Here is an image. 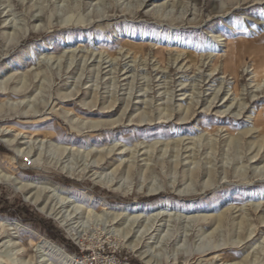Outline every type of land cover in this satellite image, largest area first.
Here are the masks:
<instances>
[{
    "label": "rangeland",
    "instance_id": "374dc122",
    "mask_svg": "<svg viewBox=\"0 0 264 264\" xmlns=\"http://www.w3.org/2000/svg\"><path fill=\"white\" fill-rule=\"evenodd\" d=\"M229 41L237 78L211 55ZM261 63L264 0H0V82L10 89L0 94V264H11L3 256L13 243L26 250L19 258L39 264V237L87 264H147L140 253L149 248L162 264H264ZM89 147L127 150L124 160L138 167L126 182L121 171L114 178L130 191L93 180L118 160L94 168ZM15 176L62 186L71 203L49 195L58 217L47 216L6 179ZM135 203L163 205L171 217L111 219ZM62 220L79 227L81 242ZM146 227L136 252L126 233Z\"/></svg>",
    "mask_w": 264,
    "mask_h": 264
},
{
    "label": "bare ground",
    "instance_id": "6f19581e",
    "mask_svg": "<svg viewBox=\"0 0 264 264\" xmlns=\"http://www.w3.org/2000/svg\"><path fill=\"white\" fill-rule=\"evenodd\" d=\"M226 46H227V49H226L224 54L221 53V49L219 47H212L211 50H213V51L211 52V55L213 57H216V59H217L216 62H218V63H219V60L221 58H223V63L221 65H222V70H223L224 74L225 73L226 74L230 73L231 75H233V76H235L237 78L238 77V72H239V67L237 65V56H236L237 54L233 50L234 43L232 41H229L228 43H226ZM72 57H74V55ZM218 66H216V64H215V66L213 68V71H212L213 73L219 68ZM262 72H264V63H261L259 65V67L255 70L254 75L256 76V75H258V74H260ZM9 90H10L9 86L7 84L5 85V84H2L0 82V94H7L8 95L9 94L8 93ZM18 90H19L18 86H15L14 92H18ZM219 92L220 91H218L215 94V97L213 98V100H214L213 101V105L214 104L216 105V101L218 99H221L219 97V95H220ZM116 103H117L116 101H113L112 103H110L108 105L107 108L109 110L114 109L116 107ZM195 103H196V106L199 105V101H197ZM130 104H131V101L128 100L126 102V106H125V109H124V114H126V112L129 110V108L131 106ZM243 106H245V105H241L242 110H243ZM134 108H136V110H138V111L140 110V108H138V106L135 105V104L132 105L131 110L134 109ZM178 108L181 109L182 105H179ZM189 109H191V108H188V110ZM188 110L186 111L185 116L180 119V121H182V122H187L188 121V114H189ZM25 114H29V111H26ZM236 116H238V117L241 116V113L238 112ZM143 118H141L140 122H144L146 120V119H143ZM122 121H123V119H119L118 121H113L110 124L111 125H115V124L121 123ZM152 121L153 120H151V122ZM105 123H109V122H105ZM103 124H104L103 122L99 121V122L95 123V125L90 126V128H100V126L103 125ZM248 134H250V133H248ZM16 137L17 138H19V137L23 138L24 134L20 132L18 135H16ZM41 142H43V140ZM9 143H11V141H9ZM51 145L54 146V144H52V143H51ZM55 147L60 149V147H58V146H55ZM115 147H116V145H115ZM71 149L72 148H63L62 150L63 151H67V150H71ZM88 150L89 151L87 153V157H90V156L94 157L92 159V167H94V168H99V167L105 165L106 163H108L107 162L108 158L109 159L110 158L114 159V157L116 156V160H118V161H116V163L113 164L114 168H113L112 172H109V173H107V172L96 173L95 172V173H93L91 175V177L93 178V180L95 182L102 183L103 185H106L107 187L113 186V188H116L117 190H122V191H126V192L130 191V187H126L125 185H122L121 187H116L117 184H119V182H116L115 178H114L115 172L121 171L122 173H124V176L122 177V180H125V182H126V180L129 178V175L132 172H134L133 170L136 167H138L137 162H135L136 160L132 161V162H130L129 160H124V156L126 154H128V153H126L127 152L126 149H124L123 147H119L117 150L111 149L110 151H106V153H103L102 149L93 148V147H89ZM20 151H21V149H20ZM62 153H65V152H62ZM127 164H128V166H127ZM179 164L180 163L175 162V167L179 166ZM206 170H207V168H206ZM206 170H202V173L204 175L207 173ZM193 171H192V174L190 173L191 174L190 177H192V176L194 177L197 173H199V171H196V169H195L194 172ZM213 171L214 170L211 169V171L208 172V173H210V175H211L213 173ZM66 173H71V169L68 168ZM198 175H200V174H197L196 176H198ZM6 179L11 181V183L13 185H16L18 187V190H20L21 192L26 193L24 195L28 199H30L32 202H34L37 205L39 204V206L42 207V208H40V210L44 214H46L47 216H50V217H56V219L58 217L57 216L58 214L56 215V212H55L56 209L54 208V204H53V207L51 205V201L50 200H51L52 197L49 198V195H51L53 193H56V195H59L60 199L62 200L61 203L63 205H66L65 203L70 198L69 191L66 188H64L62 186H59L57 184H54L52 182H47V180H40V179L37 180V179H35V180L24 181V180H21L20 178H18L16 176L14 178L6 177ZM125 182H124V184H126ZM158 190L159 189H156V190L152 189L151 193L157 192ZM43 193L47 194V197L44 198V199H43V196H42ZM68 202L71 203V201H68ZM72 203L75 204L76 201H74ZM164 206H166V205H164ZM75 208H76V211H77L78 209H82L83 207L81 205H75ZM163 209H164L163 205L159 206V207H157V205H156V206H150L149 208H146L143 204L135 203V204L130 205V206L124 208V209H121V208L116 209L117 213H113V214L110 213L111 214L110 217H111V219L113 221H115V222L118 221V223H120L121 221H123L125 219V215H123V214L124 213H128V215H126L127 216L126 222L130 221L131 222L130 225H135V223H138V221H140L139 223H141L143 225V223L146 220L150 221L151 219H154V220H152V223H154L155 221H158V220L160 221L163 218V216L171 217V214H169V213L166 214L165 212H163ZM144 210H148L149 211L147 216L143 214ZM104 211H108V210L105 209V210H103V212ZM88 212L91 214L92 211H88ZM103 212H102V214L97 215L98 218H103L104 217L105 213H103ZM90 214H89V216H90ZM228 218L229 217H227L226 214H223V215H221L219 217H217V215H216L215 216V221H216L215 223H217L219 226L222 227V225H224L227 222ZM204 219H205V217H204ZM1 225L4 226L5 228H7V226H8V225L6 226V225H4L2 223H1ZM62 225L65 226V227L71 226L70 228H68V230L70 229L69 230L70 235L74 238V240L81 242V235H80L78 226L74 227L73 226L74 224H72V225L71 224H67V223H65V220H62ZM136 228H137V226H136ZM17 229H20L19 226H17V228L16 227L15 228L14 227H9L8 230H17ZM145 230L146 231L141 233L139 237H137V232H135V228L133 230L129 229L127 231L126 236L127 235L130 236V234H132L131 238H135V237L137 238V240L132 241L130 243V245H129L132 250H135L136 252H139L141 250V243H142V240H143L144 236L146 237V235H149V230H148L147 227H146ZM39 238H40V242L38 244H36V252L38 254V263L39 264H49L50 260H52V258H55V260H57L59 264H87L86 261L79 260L78 258H76L75 256L69 254L64 249H62L60 246H58L57 244L53 243L52 241H49V240H47V239H45L43 237H39ZM9 242L12 243V240H10ZM25 252H26V250L24 248L18 247V246H16L15 243H13L11 249H9V251L6 253V255L3 256V260H5V261H7V262H9L11 264L12 263L14 264L15 261L16 262L22 261V263H25V264H32L31 261H24L22 258H19L20 256L24 255ZM140 256L147 264H162L161 259L158 257V255H154L152 249H150V248L142 251L140 253Z\"/></svg>",
    "mask_w": 264,
    "mask_h": 264
},
{
    "label": "trees",
    "instance_id": "16d2710c",
    "mask_svg": "<svg viewBox=\"0 0 264 264\" xmlns=\"http://www.w3.org/2000/svg\"><path fill=\"white\" fill-rule=\"evenodd\" d=\"M153 198V197H152ZM152 198H149L150 200H152ZM149 199H148V201H149ZM53 229V228H52ZM54 230V229H53ZM70 247H72V248H74L72 245H70Z\"/></svg>",
    "mask_w": 264,
    "mask_h": 264
}]
</instances>
